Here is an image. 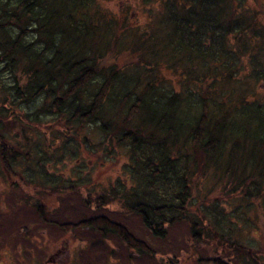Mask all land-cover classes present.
Masks as SVG:
<instances>
[{
	"label": "trees",
	"instance_id": "16d2710c",
	"mask_svg": "<svg viewBox=\"0 0 264 264\" xmlns=\"http://www.w3.org/2000/svg\"><path fill=\"white\" fill-rule=\"evenodd\" d=\"M108 1L0 0L6 173L30 156L28 123L44 124L65 145L124 161L114 186L86 201L92 210L116 204L160 240L187 224L198 253L183 264H264V239L250 237L264 236V0H137L143 24ZM57 226L114 237L129 262L128 251L181 264L103 215Z\"/></svg>",
	"mask_w": 264,
	"mask_h": 264
},
{
	"label": "rangeland",
	"instance_id": "374dc122",
	"mask_svg": "<svg viewBox=\"0 0 264 264\" xmlns=\"http://www.w3.org/2000/svg\"><path fill=\"white\" fill-rule=\"evenodd\" d=\"M137 5V0L105 2V6L116 14L128 9L134 14L131 22L143 24L147 18L141 9L134 8ZM28 126L31 127L30 156H21L17 160L14 165L16 175L13 177L6 173L0 151V264H107L108 261L110 264H157L150 258H140L135 252L128 251L134 255L129 262L128 249L124 246L125 250L114 237L102 244L99 236L90 229L76 227L66 232L57 226L59 223L74 224L99 215L124 225L159 255H176L180 252V255H184L183 258L179 255L181 264L185 260L189 262V258L197 260L198 251L192 250V254L185 242L190 237L185 223L175 226L167 239L160 240L152 237L137 216L122 211L116 204L102 210H92L86 205L90 196L94 199L114 186L121 172L123 174L124 161L116 165L104 163L100 157H91L83 150L82 140H70L65 145V140L59 142L55 136H50V130L44 124L35 127L28 123ZM46 135L50 139L45 138ZM12 142L16 143L13 139ZM21 144L24 146L26 143L22 141ZM74 144L79 149L71 157L70 150ZM60 150L65 151L64 155ZM18 182L20 186L17 188L15 185ZM206 193L207 190L204 191ZM40 203L44 205L46 222L41 221L36 209ZM261 231L264 235V227ZM250 237L259 243L264 239L259 232L251 233ZM200 250V257L218 256L211 248ZM58 251H61L59 258L50 259Z\"/></svg>",
	"mask_w": 264,
	"mask_h": 264
},
{
	"label": "flooded vegetation",
	"instance_id": "af4514ba",
	"mask_svg": "<svg viewBox=\"0 0 264 264\" xmlns=\"http://www.w3.org/2000/svg\"><path fill=\"white\" fill-rule=\"evenodd\" d=\"M60 253H61V251H58L57 253H55L54 255H52V256L50 257V259H52V260H56L57 258H59ZM49 261H50V260H48V262H49Z\"/></svg>",
	"mask_w": 264,
	"mask_h": 264
}]
</instances>
